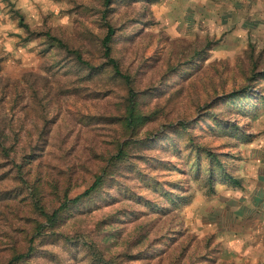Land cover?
Masks as SVG:
<instances>
[{
  "label": "rangeland",
  "instance_id": "1",
  "mask_svg": "<svg viewBox=\"0 0 264 264\" xmlns=\"http://www.w3.org/2000/svg\"><path fill=\"white\" fill-rule=\"evenodd\" d=\"M257 3L0 0V264H264Z\"/></svg>",
  "mask_w": 264,
  "mask_h": 264
},
{
  "label": "trees",
  "instance_id": "2",
  "mask_svg": "<svg viewBox=\"0 0 264 264\" xmlns=\"http://www.w3.org/2000/svg\"><path fill=\"white\" fill-rule=\"evenodd\" d=\"M110 3V0H104V5L108 6ZM17 21L19 23L20 26H22V19L21 16H17ZM114 34V29H112L108 24H106L105 26V35L102 38V49H103V56L106 59V62L110 65L113 73L120 77L123 81H127V77L122 76L117 68V65L115 63L114 60H112L109 56L110 50H109V43L111 41V37ZM76 59L78 61H80V58L78 55L75 56ZM132 98V96H131ZM133 108H132V104H129L128 107V112H127V116L126 119L124 120V124L126 127L128 128H132L136 125V121L134 120V115H133ZM100 186V177H96L95 181L91 184V186L85 190L83 193H81L79 196L74 197L73 199L70 200H65L61 206V208H59L58 210H54L50 215H47L40 206H38V204L34 203V208L37 211V213L44 219V221L46 222L47 225H50L51 227L55 225L57 218V213L60 209L62 208H66V207H72L75 206V204H78L79 202H81L84 199H88L93 193L96 192V190L98 189V187ZM26 255H28V250L26 252ZM25 257L24 256H16L14 257L11 261H15L18 258H22Z\"/></svg>",
  "mask_w": 264,
  "mask_h": 264
},
{
  "label": "crops",
  "instance_id": "3",
  "mask_svg": "<svg viewBox=\"0 0 264 264\" xmlns=\"http://www.w3.org/2000/svg\"><path fill=\"white\" fill-rule=\"evenodd\" d=\"M200 1V0H199ZM227 2L230 1H236L237 2H241L244 0H224ZM257 5V13H260L259 15V19L262 21L261 25H263V21H264V0H256ZM261 155V157H260ZM259 155V157L257 158L256 161V175H255V179H256V196L258 198H260L261 204L263 206V210L261 211L262 214V218H264V150L261 152V154ZM247 177V175H246ZM260 214V213H259Z\"/></svg>",
  "mask_w": 264,
  "mask_h": 264
}]
</instances>
